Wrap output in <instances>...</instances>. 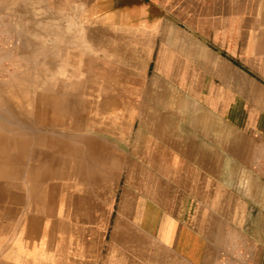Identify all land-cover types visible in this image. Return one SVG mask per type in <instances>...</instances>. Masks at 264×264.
Listing matches in <instances>:
<instances>
[{"label":"crops","instance_id":"1","mask_svg":"<svg viewBox=\"0 0 264 264\" xmlns=\"http://www.w3.org/2000/svg\"><path fill=\"white\" fill-rule=\"evenodd\" d=\"M252 4L99 10L97 107L115 129L73 140L72 177L10 203L0 264H217L235 248L264 264V14Z\"/></svg>","mask_w":264,"mask_h":264},{"label":"rangeland","instance_id":"2","mask_svg":"<svg viewBox=\"0 0 264 264\" xmlns=\"http://www.w3.org/2000/svg\"><path fill=\"white\" fill-rule=\"evenodd\" d=\"M109 3L114 5L115 0H0V237L8 224L10 203L19 195L22 201L41 197L50 192V183L72 177L68 146L73 140L84 133L105 136L101 127L115 129L106 122L113 114L97 107L102 95L98 31H93L97 13ZM253 4L264 14V0ZM90 29L96 37L89 42L84 34Z\"/></svg>","mask_w":264,"mask_h":264},{"label":"bare ground","instance_id":"3","mask_svg":"<svg viewBox=\"0 0 264 264\" xmlns=\"http://www.w3.org/2000/svg\"><path fill=\"white\" fill-rule=\"evenodd\" d=\"M37 1H39V0H37ZM34 2H35V0H34ZM255 2V1H254ZM27 4V3H26ZM19 5V4H18ZM180 5V4H179ZM254 5V4H253ZM257 5V4H256ZM28 6V5H27ZM26 6V7H27ZM8 7V6H7ZM19 7V6H18ZM12 8V7H11ZM32 8V7H31ZM15 10V9H14ZM51 10V9H50ZM56 14V13H55ZM84 22V21H83ZM21 23V22H20ZM24 23V22H23ZM19 24V23H18ZM28 24V23H27ZM52 25V24H51ZM28 26V25H27ZM26 26V27H27ZM40 26H42V25H40ZM46 26V25H45ZM30 27V26H29ZM38 27H39V24H38ZM42 27H44V26H42ZM47 28V27H46ZM53 28V27H52ZM43 30V29H42ZM41 30V31H42ZM51 30V29H50ZM26 32V31H25ZM22 33V32H21ZM38 33V32H37ZM47 33V32H46ZM74 33V32H73ZM82 33V32H81ZM39 34V33H38ZM43 34V33H42ZM49 34V33H48ZM55 34V33H54ZM3 36V35H2ZM26 36V35H25ZM28 36V35H27ZM36 36V35H35ZM39 36V35H38ZM55 37V36H54ZM42 38V37H41ZM56 38V37H55ZM66 38V37H65ZM3 41V40H2ZM83 43V42H82ZM88 43V42H87ZM59 45V44H58ZM63 45V44H62ZM64 45H65V43H64ZM54 46H56V45H54ZM29 48V47H28ZM98 48V47H97ZM106 49V48H105ZM33 51V50H32ZM93 51V50H92ZM67 52V51H66ZM83 52V51H82ZM110 53V52H109ZM13 54V53H12ZM67 54V53H66ZM41 56V55H40ZM110 56V55H109ZM34 58V57H33ZM37 58V57H36ZM38 58H39V56H38ZM79 58V57H78ZM114 59V58H113ZM38 60V59H37ZM53 60V59H52ZM33 61V60H32ZM7 62V61H6ZM48 62H50V61H48ZM48 62H46V63H48ZM78 63V62H77ZM26 64V63H25ZM56 64V63H55ZM15 65V64H14ZM35 65V64H34ZM76 65V64H75ZM46 66H48V64L46 65ZM51 66H52V64H51ZM51 66H50V68H51ZM33 67V66H32ZM77 67V66H76ZM28 68V67H27ZM35 68V67H34ZM12 69V68H11ZM49 69V68H48ZM20 70V69H19ZM50 70V69H49ZM28 71H30V70H28ZM33 71V70H32ZM25 73V72H24ZM39 73V72H38ZM46 74V73H45ZM30 75H31V73H30ZM23 76V75H22ZM57 77V76H56ZM31 78V77H30ZM67 80V79H66ZM11 81V80H10ZM50 82V81H49ZM48 82V83H49ZM57 82V81H56ZM35 83V82H34ZM38 83V82H37ZM50 84V83H49ZM57 84V83H56ZM34 85V84H33ZM33 85H32V87H33ZM55 85V84H54ZM9 86V85H8ZM35 86H37V84H35ZM4 87V86H3ZM2 87V88H3ZM54 87H56V86H54ZM68 87V86H67ZM63 89V88H62ZM8 90V89H7ZM11 90V89H10ZM55 90V89H54ZM42 92V91H41ZM94 92V91H93ZM4 93V92H3ZM73 93H75V92H73ZM59 94V93H58ZM64 94V93H63ZM62 94V95H63ZM72 94V93H71ZM75 95V94H74ZM57 97V96H56ZM68 97V96H67ZM69 98V97H68ZM16 102V101H15ZM17 104V103H16ZM49 104V103H48ZM51 106V105H50ZM74 106V105H73ZM49 107V106H48ZM22 108V107H21ZM23 109V108H22ZM72 109V108H71ZM34 111V110H33ZM33 114V113H32ZM29 117V116H28ZM94 118V117H93ZM2 119V118H1ZM90 119V118H89ZM1 121V120H0ZM77 121V120H76ZM88 121V120H87ZM32 123H33V121H32ZM25 126V125H24ZM31 126H34V125H31ZM38 127V126H37ZM40 127V126H39ZM13 128V127H12ZM26 128V127H25ZM14 129V128H13ZM29 129V128H28ZM15 130V129H14ZM14 130H12V131H14ZM24 130H26V129H24ZM16 131V130H15ZM45 131V130H44ZM18 132V131H17ZM39 132V131H38ZM61 132V131H60ZM25 133V132H24ZM45 133V132H44ZM51 133V132H50ZM10 134V133H9ZM26 134V133H25ZM40 135V134H39ZM89 135V134H88ZM17 136V135H16ZM42 136V135H41ZM92 136V135H91ZM26 137V136H25ZM66 137V136H65ZM68 137V136H67ZM95 137H97V136H95ZM41 138V137H40ZM94 138V137H93ZM70 139V138H69ZM15 140V139H14ZM41 141V140H40ZM49 141V140H48ZM64 141V140H63ZM68 141V140H67ZM50 142V141H49ZM32 145V144H31ZM34 146V145H33ZM42 146V145H41ZM52 146V145H51ZM48 147V146H47ZM7 148V147H6ZM29 148V147H28ZM50 148V147H49ZM104 148V147H103ZM26 149V148H25ZM76 149V148H75ZM23 150V149H22ZM32 150V149H31ZM81 150V149H80ZM10 151V150H9ZM82 151V150H81ZM14 153V152H13ZM16 153V152H15ZM47 153V152H46ZM44 154H45V152H44ZM52 154V153H51ZM50 154V155H51ZM38 155V154H37ZM48 155V154H47ZM91 155V154H90ZM111 156V155H110ZM50 157V156H49ZM71 157V156H70ZM79 157V156H78ZM95 157H96V155H95ZM116 157V156H115ZM62 159V158H61ZM64 159V158H63ZM81 160H82V158H80ZM95 159V158H94ZM97 159V158H96ZM118 159H119V157H118ZM46 160V159H45ZM59 160V159H58ZM98 160V159H97ZM11 161H13V160H11ZM27 161V160H26ZM14 162V161H13ZM44 162V161H43ZM63 162H65L64 160H63ZM80 162V161H79ZM109 162H110V160H109ZM118 162V161H117ZM116 162V163H117ZM1 163V162H0ZM53 163V162H52ZM83 163V162H82ZM105 163V162H104ZM16 164V163H15ZM28 164V163H27ZM49 164L50 163H48V166H49ZM109 164V163H108ZM35 165V164H34ZM57 165V164H56ZM27 166V165H26ZM46 166V165H45ZM59 166V165H58ZM7 167V166H6ZM110 168V167H109ZM107 169V168H106ZM112 169V168H111ZM28 172H31L30 171V169H29V167H28ZM88 170V169H87ZM36 171V170H35ZM89 171V170H88ZM77 172V171H76ZM75 172V173H76ZM58 174V173H57ZM30 175V174H29ZM54 175V174H53ZM77 175V174H76ZM2 176V175H1ZM3 176H4V173H3ZM6 176H8V175H6ZM22 176V175H21ZM23 176H24V174H23ZM30 177V176H29ZM57 177V176H56ZM91 177V176H90ZM94 178V177H93ZM92 178V179H93ZM6 179V178H5ZM23 179V178H22ZM29 180V179H28ZM130 180V179H129ZM97 181H98V179H97ZM106 181V180H105ZM32 182H34V181H32ZM31 182V183H32ZM59 182V181H58ZM35 183V182H34ZM77 183H79V182H77ZM64 184V183H63ZM83 184V183H82ZM30 185V184H29ZM37 185V184H36ZM59 185V184H58ZM94 185V184H93ZM1 186V185H0ZM16 186V185H15ZM17 187V186H16ZM38 187V186H37ZM20 188H22V187H20ZM28 188V187H27ZM34 188H35V185H34ZM33 188V189H34ZM39 188V187H38ZM17 189V188H16ZM38 190V189H37ZM36 190V191H37ZM43 190V189H42ZM63 190V189H62ZM86 190V189H85ZM23 191V190H22ZM98 193V192H97ZM29 194V193H28ZM35 194H36V192H35ZM39 194V193H38ZM55 195V194H54ZM37 198V197H36ZM35 198V199H36ZM39 198H40V196H39ZM38 199V198H37ZM40 201V200H39ZM23 205V204H22ZM27 207V206H26ZM26 210V209H25ZM35 213V212H34ZM23 217V216H22ZM44 219V218H43ZM53 220V219H52ZM30 221V220H29ZM36 220H34V222H35ZM33 222V223H34ZM39 222V221H38ZM32 223V222H31ZM36 223V222H35ZM42 223V222H41ZM59 223H60V221H59ZM58 225V224H57ZM31 226H32V224H31ZM16 227V226H15ZM19 227V226H18ZM63 227V226H62ZM35 228V227H34ZM77 230V229H76ZM57 232V231H56ZM55 233V232H54ZM55 238V237H54ZM14 239V238H13ZM8 242V241H7ZM50 244V243H49ZM48 244V245H49ZM52 244V243H51ZM6 245V244H5ZM53 245H54V243H53ZM51 246V245H50ZM49 246V247H50ZM60 248H62L61 246H60ZM56 249V248H55ZM64 249V248H63ZM44 250H45V248H44ZM5 251V250H4ZM58 251H60V250H58ZM57 254H58V252H57ZM60 255V254H59Z\"/></svg>","mask_w":264,"mask_h":264},{"label":"built area","instance_id":"4","mask_svg":"<svg viewBox=\"0 0 264 264\" xmlns=\"http://www.w3.org/2000/svg\"><path fill=\"white\" fill-rule=\"evenodd\" d=\"M250 256L247 250L235 248L234 250L222 251L217 264H249Z\"/></svg>","mask_w":264,"mask_h":264}]
</instances>
